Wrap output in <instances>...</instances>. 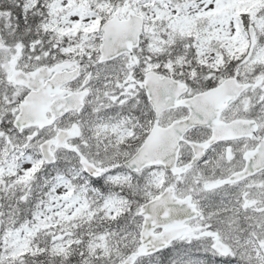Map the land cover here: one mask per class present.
I'll list each match as a JSON object with an SVG mask.
<instances>
[{
  "label": "snow or ice",
  "instance_id": "snow-or-ice-1",
  "mask_svg": "<svg viewBox=\"0 0 264 264\" xmlns=\"http://www.w3.org/2000/svg\"><path fill=\"white\" fill-rule=\"evenodd\" d=\"M0 264H264V0H0Z\"/></svg>",
  "mask_w": 264,
  "mask_h": 264
}]
</instances>
